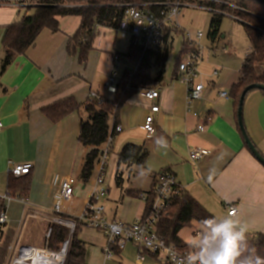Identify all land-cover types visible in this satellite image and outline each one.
<instances>
[{"label": "crops", "instance_id": "1", "mask_svg": "<svg viewBox=\"0 0 264 264\" xmlns=\"http://www.w3.org/2000/svg\"><path fill=\"white\" fill-rule=\"evenodd\" d=\"M40 2L26 0L20 4L15 0H0V60L4 55L3 38L7 29L33 15ZM58 22L57 32L49 28L42 30L31 48L17 56L3 74L0 73V119L3 124L0 132V198L4 199L9 219L2 228L1 242L14 235V239L22 243L23 236L27 235L25 229L30 223L39 221L43 228L36 231L32 244H24L34 248L43 243L47 227L54 218L52 209L57 202L60 184L66 179L73 183V202H62L61 210H64L63 216L77 218L82 213L79 216L74 214L73 203L83 202L82 209H85L95 180L92 176L95 170L88 179L81 177L86 154L90 150L79 141L80 121L87 119V113L81 109L55 123L42 110L70 97L81 105L90 102V93L101 94L104 81L116 71L114 55L125 54L114 50L118 37L116 29L99 27L87 61L81 64L80 51L74 55L67 52L70 38L81 25L80 16H60ZM176 40L180 53L184 39L173 32L166 43L169 50L165 60H152L157 64V73L151 74L152 63L151 70L140 71L133 86L135 92L119 108L117 115L109 118V134L115 128V122L123 130L114 137L105 175L109 183L115 181L122 201L120 204H103L104 215L109 221L134 223L141 220L146 200L127 192L146 194L153 190L158 174L172 172L182 191L194 197L216 218L229 216L227 207L234 205L239 212L233 218L248 225L246 234H263L264 165L245 143L237 121L238 109L231 95V88L241 78L242 65L252 51V45L242 60L237 77L230 81L228 98L221 97L220 93L226 92H221L216 88L217 83L212 81L209 90L189 112L186 108V86L176 78V66L172 72L166 73L165 69ZM224 51H229L227 46ZM124 63L120 64L123 68L119 80L133 69L129 61ZM256 71L264 73V62L257 63ZM153 88L161 93L157 102L160 110L154 114L156 132L148 136L144 127L147 116L151 115V103L142 92ZM102 96L108 98L112 95ZM207 116L211 117L210 121H206ZM243 120L252 142L264 156L263 91H253L246 96ZM201 123L205 124L204 131H198ZM127 145L145 149L148 156L141 166L119 165L120 154ZM193 148L207 149L210 155L192 162L189 151ZM104 149L105 144L100 147V150ZM26 163L32 165L27 200L21 202L8 198L7 182L11 167ZM118 177L122 179L120 184ZM119 215L121 219L117 218ZM189 248L181 250L189 251ZM128 250L134 251L137 264H144L148 259L150 264H161L159 258L149 254H144L143 262L138 261L140 249L136 244H128L126 249L115 251L118 264H125L124 254ZM103 260L104 264L114 262L106 260L105 255ZM87 262L89 264L88 259Z\"/></svg>", "mask_w": 264, "mask_h": 264}, {"label": "trees", "instance_id": "2", "mask_svg": "<svg viewBox=\"0 0 264 264\" xmlns=\"http://www.w3.org/2000/svg\"><path fill=\"white\" fill-rule=\"evenodd\" d=\"M135 1L150 2L151 0H41L40 5L36 7V12L33 15L24 17L20 22H17L7 29L3 38L4 55L0 60V73L3 74L17 56L25 54L31 48L42 30L49 28L51 31L57 32L59 30L58 18L60 16H80L81 25L70 38L67 52L70 55H74L77 50L80 51V63H86L98 28L110 27L117 29L124 16V5L134 3ZM221 1H225L228 4L200 1L203 5L211 8L210 12L213 18L209 29L210 39L214 41L217 38L222 19L227 14L243 25L247 38L252 45V51L244 59L240 75L241 78L231 88V95L238 109L239 100L246 86L257 83L264 84V73L259 74L256 71L257 63L264 62V3L259 0ZM169 33L170 31H168V35ZM176 33L182 35L184 39L181 45L182 49L176 59V69H178L182 61L196 51V47L185 41L183 32ZM168 35L165 38V44L168 41ZM168 50L169 48H166L165 52L146 53L131 41L128 52L122 55L132 65L140 64V67L136 73L133 70L130 72L127 71L120 79L116 91L111 97H105V100L101 104L88 102L84 105L77 103L73 97H70L42 110L46 117L55 123L60 122L65 116L73 112H79L81 109L87 113V119L82 118L80 121L81 130L79 136V141L90 148L86 154L85 163L81 170L83 180L90 177L99 161L100 147L106 143L109 136L110 125L108 122L110 116L114 114L116 116L119 108L135 92L136 89L133 86L137 77L140 76V71L151 70V63L154 58L158 61L165 60ZM114 125L115 128L110 134L115 137L116 122ZM147 156L148 154L142 146L127 145L120 154L119 165L141 166ZM9 174L7 197L21 202L26 201L29 191L28 177L30 174L21 177H15L10 172ZM121 180V177H118V184L121 183ZM127 194L135 198H139L142 195L137 191H128ZM145 199L146 206L143 219L150 216L155 200L153 192L146 193ZM3 202L4 199L0 198V210L6 209ZM62 217L76 223L74 233L71 235L69 227L67 228L59 224L51 225L54 233L51 237L49 247L53 250L60 249L61 243L68 240L69 236H71L65 264H86V246L78 238V233L81 227H83V223L75 217ZM206 218L216 217L208 212L194 197L183 192L181 195L174 197L172 205L163 211L156 228L158 234L165 239L166 243L169 245L174 244L181 249L187 245L180 237V233L188 228L193 221L202 227L201 221ZM3 227L5 226H0V242L3 237ZM246 239L248 245L255 248L256 255L264 257V233L257 235L248 233L246 234ZM146 254L149 253L146 252ZM153 257L156 258V256Z\"/></svg>", "mask_w": 264, "mask_h": 264}, {"label": "built area", "instance_id": "3", "mask_svg": "<svg viewBox=\"0 0 264 264\" xmlns=\"http://www.w3.org/2000/svg\"><path fill=\"white\" fill-rule=\"evenodd\" d=\"M26 0H15L16 3H23ZM200 1L217 2L221 4H228L221 0H151L150 2L135 1L134 3L125 4L124 16L121 19L119 27L116 29L117 33L123 38H131V41L135 46H138L146 53L151 52H165L166 44L165 38L170 31L168 40L171 34L174 32H183L185 41L193 44L196 47V51L188 55L185 60L179 65L177 69L176 78L186 86V108L190 112L192 105L200 100L204 95V85L198 83L199 78L198 68L200 61L202 60V47L197 42L198 39L203 38V32H198L193 40L191 33L187 32L180 26L179 17L181 9L184 7L200 8L210 12L207 5H203ZM227 15V14H226ZM125 56L115 54L113 57L114 65L116 69L120 67V64L124 61ZM128 60V59H127ZM129 61V60H128ZM140 67V64L133 65V72L136 73ZM117 72H113L106 79L103 88L107 94L112 95L116 91V87L119 83ZM142 94L145 99L151 103V115L147 116L145 120V131L148 136H153L156 132L155 116L156 112H159L160 108L157 104L160 94L157 88L143 90ZM221 97L228 98L227 93H220ZM90 102L101 104L105 100V96L100 93L91 92ZM197 117V114H194ZM211 117L207 116L206 121H210ZM3 124L0 119V132L3 130ZM205 124H199L198 131H204ZM122 127L117 126L116 133L122 132ZM114 136L109 134L105 143V149L100 150V158L97 163L98 174L93 182V190L88 199V204L83 210L80 217L77 219L83 223V226H88L95 230H101L107 238V247L105 249V259L110 260L114 257L116 250H124L128 244H136L140 253L137 256L138 261H144V254L149 253L156 258H159L161 264H177V261L186 256L191 250H181L174 244L169 245L165 239L162 238L157 232V224L161 219L163 211L169 208L174 197L183 193L181 187L176 182L175 175L171 172H162L156 176L153 195L154 203L150 212V216L146 219L137 220L134 223H126L121 220L109 221L105 214V208L100 204L101 199L106 197L108 190L105 189V173L108 159L110 157V147L114 142ZM189 159L192 162L200 161V159L210 155V152L204 148H193L189 151ZM32 165L21 164L13 165L9 171L15 177H21L30 174ZM60 191L57 196V202L53 206V220L51 225L59 224L69 227L71 235L74 233L76 223L70 219L62 217L61 203L64 201H70L74 196L73 183L68 179L60 184ZM141 199L146 200V194L140 196ZM228 215L235 216L239 210L234 205L227 207ZM8 212L3 209L0 210V226L8 224ZM54 229L52 226L47 230V233L43 237L42 242H45V248L50 253H56L59 256L63 255L62 264H65V259L69 249L70 239L61 243L60 249H52L49 247L51 237ZM33 246L24 245L20 247L19 255L12 263L13 264H33L31 258L22 259L29 250H35Z\"/></svg>", "mask_w": 264, "mask_h": 264}, {"label": "rangeland", "instance_id": "4", "mask_svg": "<svg viewBox=\"0 0 264 264\" xmlns=\"http://www.w3.org/2000/svg\"><path fill=\"white\" fill-rule=\"evenodd\" d=\"M211 12L200 8H190L184 7L181 9L179 23L180 26L185 29L187 32L191 33L193 40L196 37L198 32H203L204 36L201 39L196 40L200 47H202V60L200 61V65L198 68L199 78L197 79L198 83H202L204 85V95L206 91L209 90V86L212 81L216 82V88H220L221 92L229 93V84L232 79L237 77L238 71L241 68L242 60L251 47L250 42L247 38L246 31H244L243 25L234 21L232 16L225 15L222 19V23L219 28V34L216 38V41L212 42L210 39V23L213 17H211ZM116 44L114 50L118 53H126L128 52L129 45L131 43V38H122L121 35L117 34ZM179 43L177 40L174 43V50L171 51L169 57L166 61V73L172 72L176 66V59L179 54L178 48ZM227 46L229 51L225 52L224 47ZM185 60V59H184ZM124 64H128V60L125 57ZM122 62V63H123ZM153 67L151 70V74L157 73V64L153 61ZM123 68V66H122ZM122 68L116 69L118 74V78H120V72H122ZM105 83V81H104ZM103 83V84H104ZM261 91H256V93ZM102 95H107L105 90H101ZM95 174H93V178L97 177L98 174V165L96 164ZM97 171V173H96ZM105 189L108 190L106 197L101 199L100 204L106 205V203L118 202L120 204L121 195L120 189H118L114 180H111L109 183L107 181V177L105 175ZM109 183V185H108ZM127 182H125L126 186ZM90 186V185H89ZM92 190L94 188L93 185ZM91 190V192H92ZM73 199L70 201H64V203H72ZM84 204L83 202L73 203L72 210L75 215L79 216L82 213ZM64 213V210H61ZM68 212V211H67ZM119 219L120 215L117 217ZM52 221L47 227V230L50 228ZM31 225L25 229L27 235L23 236L21 240L22 243L18 240V242L14 239L15 236H10L5 242H0V264H13L12 261L18 257L20 247L24 244H32L34 237L36 236V231L41 230L43 228V224L39 221H35L34 223H30ZM34 225V226H32ZM6 226V225H5ZM201 226L197 222H192L188 228L184 229L181 232V238L183 242L186 243V248L189 247L192 240H194L201 231ZM46 230V232H47ZM78 238L82 243H85L87 248L85 261L87 259L89 264H104V255L105 249L107 245V238L103 231L95 230L90 227L83 226L79 230ZM71 239V236H69ZM22 244V245H21ZM45 246V242L41 243L39 247ZM38 247V248H39ZM1 250H3L1 252ZM58 250V249H57ZM189 250H191L189 248ZM44 254L48 255V252ZM125 264H137V260L135 259V254L133 250H128L124 254ZM113 263L108 262L107 264H118L117 259L112 258ZM144 264H150L149 259L144 262Z\"/></svg>", "mask_w": 264, "mask_h": 264}, {"label": "clouds", "instance_id": "5", "mask_svg": "<svg viewBox=\"0 0 264 264\" xmlns=\"http://www.w3.org/2000/svg\"><path fill=\"white\" fill-rule=\"evenodd\" d=\"M201 231L191 241V251L177 264H264L247 243L248 225L233 216L206 218Z\"/></svg>", "mask_w": 264, "mask_h": 264}, {"label": "water", "instance_id": "6", "mask_svg": "<svg viewBox=\"0 0 264 264\" xmlns=\"http://www.w3.org/2000/svg\"><path fill=\"white\" fill-rule=\"evenodd\" d=\"M259 1L264 3V0H259ZM258 90L264 92V84H261V83L251 84V85L246 86L243 89V93L241 95V98H240L239 104H238L239 108H238V112H237V121L239 123L240 131H241L242 135L244 136L245 143H246L248 149L251 150L252 154L259 161V163L264 165V156L259 150H257L254 143L252 142L250 135H248V133H247L245 123L243 120V110H244V102H245L246 96L250 92L258 91Z\"/></svg>", "mask_w": 264, "mask_h": 264}, {"label": "bare ground", "instance_id": "7", "mask_svg": "<svg viewBox=\"0 0 264 264\" xmlns=\"http://www.w3.org/2000/svg\"><path fill=\"white\" fill-rule=\"evenodd\" d=\"M45 252H48L49 254L46 255L44 254ZM24 258H31L33 264H62L63 255L59 256L56 253H50L43 246L36 248L33 253L29 250V252L26 253L22 259H19V262H22Z\"/></svg>", "mask_w": 264, "mask_h": 264}]
</instances>
